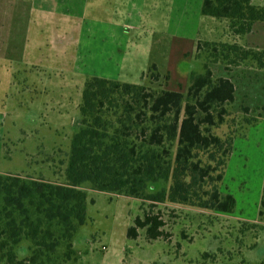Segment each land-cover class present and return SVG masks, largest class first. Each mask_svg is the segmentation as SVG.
Here are the masks:
<instances>
[{"label": "trees", "instance_id": "trees-1", "mask_svg": "<svg viewBox=\"0 0 264 264\" xmlns=\"http://www.w3.org/2000/svg\"><path fill=\"white\" fill-rule=\"evenodd\" d=\"M201 13L228 20L229 31L237 36L250 33L257 21H264V6L252 0H203ZM203 46L214 60L221 56L236 64L251 58L264 67V52L258 49L198 39L197 52ZM203 68L191 72L186 94L88 77L65 181L0 173V264L76 260L73 238L88 220V194L81 187L86 182L94 190L147 200L151 207L168 201L233 212L236 200L220 184L236 131L228 128L220 134L217 130L226 123L227 104L234 101L236 87L229 77H216L207 62ZM149 72L154 81L160 79L156 64ZM159 181L170 184L151 191V184ZM151 207L134 218L128 238L136 239L140 229H145L148 240L169 238L162 216ZM258 216L264 220V181ZM22 237L31 239L34 247L29 256L18 258L14 247ZM62 244L64 250L58 255Z\"/></svg>", "mask_w": 264, "mask_h": 264}, {"label": "rangeland", "instance_id": "rangeland-1", "mask_svg": "<svg viewBox=\"0 0 264 264\" xmlns=\"http://www.w3.org/2000/svg\"><path fill=\"white\" fill-rule=\"evenodd\" d=\"M172 1L173 23L177 9ZM198 4L200 0H189L191 12ZM171 28L172 32L177 31ZM201 31L202 40L237 42L264 52V21H257L250 33L237 36L229 31L228 20L208 18ZM185 35L171 37L173 59L178 60V46L192 49V41ZM194 55L202 68L194 58H181L177 63L179 73L171 80L166 76L154 81L149 72L139 83L156 89L166 88L168 83L169 88L177 87L186 94L189 79L182 74V67L192 65L202 72L205 62L216 77H229L234 82L235 99L227 104L226 123L217 130L220 134L228 128L236 131L220 184L223 192L234 196V211L219 212L168 201L151 207L147 200L94 190L86 182L81 187L88 194V220L73 238L76 260L67 264H260L264 260V220L258 216L264 181V67L251 58L236 64L221 56L214 60L206 46L198 52L196 49ZM63 89L64 86L61 89L40 83L37 105L12 110L20 119L16 125L0 126V140L7 142L11 150V157H0L1 171H10L25 179L43 177L54 182L65 181L71 137L79 124L76 102L81 92L70 89L73 103L61 109L56 101ZM169 184V181H159L149 189L154 191ZM150 207L162 216L169 238L148 240L145 229L139 230L136 239L128 238L127 229L134 218L143 216ZM33 247L31 239L22 237L14 249L18 258H24L31 254ZM63 250L64 244L58 246V255Z\"/></svg>", "mask_w": 264, "mask_h": 264}, {"label": "crops", "instance_id": "crops-1", "mask_svg": "<svg viewBox=\"0 0 264 264\" xmlns=\"http://www.w3.org/2000/svg\"><path fill=\"white\" fill-rule=\"evenodd\" d=\"M202 1L191 12L189 0H173L172 23L171 0H0V126L16 125L20 116L13 109L38 104L40 83L64 86L56 101L61 109L73 103L69 90H80L79 109L90 76L139 83L156 64L160 79L171 80L179 73L178 60L187 57L202 68L194 55L199 33L206 19H215L201 13ZM252 3L264 6V0ZM181 33L192 49L178 46L177 60L171 37ZM193 68L182 67L185 78L201 72ZM166 89L182 91L168 83ZM2 141L0 157H11Z\"/></svg>", "mask_w": 264, "mask_h": 264}]
</instances>
